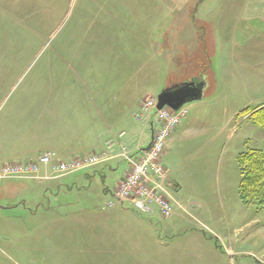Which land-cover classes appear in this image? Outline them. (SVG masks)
I'll return each mask as SVG.
<instances>
[{
	"label": "rangeland",
	"instance_id": "374dc122",
	"mask_svg": "<svg viewBox=\"0 0 264 264\" xmlns=\"http://www.w3.org/2000/svg\"><path fill=\"white\" fill-rule=\"evenodd\" d=\"M253 1L0 0V141L58 130L82 80L135 97L122 102L124 123L148 116L147 97L205 84L167 140L169 219L114 202L122 159L54 181L5 180L0 264H264V202L239 192V155L264 152L263 129L244 113L264 105V21Z\"/></svg>",
	"mask_w": 264,
	"mask_h": 264
},
{
	"label": "crops",
	"instance_id": "0c3cea01",
	"mask_svg": "<svg viewBox=\"0 0 264 264\" xmlns=\"http://www.w3.org/2000/svg\"><path fill=\"white\" fill-rule=\"evenodd\" d=\"M255 2L258 5V12L263 15L262 20L264 21V0H256ZM248 3L250 2L248 1ZM262 31L264 35V30ZM261 43H264V41H261ZM76 85H78L77 93L65 103L68 109V117L65 119V123L61 124L58 130L55 127L50 128L51 130H41L42 132L39 129L30 130L26 134V137L30 140L28 142H24L26 140L23 138L25 133L22 131L11 130L6 132L5 142L0 141L1 162L37 161L40 156L46 153L53 154L57 159L69 161L84 152L98 150L99 153L105 152L108 154L107 156H112V159L103 162L104 165L94 170H98L103 166L114 169L111 164L119 160L115 157L120 154L123 148H127L132 155H136L148 146L152 136V120L148 116H144L142 120H144L145 124L143 125L145 126L142 129L140 124V118L142 117H139V114L135 113L133 115L134 119L131 117L125 123L121 118L123 100L127 102V105H131L135 101V97L130 96L128 90H123L116 82L111 84L109 81L94 84L92 81L82 80V83ZM56 99L60 105L61 99L58 98V95ZM136 108L137 106L134 107V110ZM131 112V110L128 111V113ZM41 120L43 119H39L40 122ZM34 122H36V119H34ZM129 122L132 126L128 129L125 128L126 130H121ZM177 135V130H174L168 142L174 141ZM34 136L38 139L43 138L47 142L44 145L34 143L32 140ZM86 176L89 177L90 175L87 174ZM123 178L118 181L114 190ZM103 241L105 242L106 239H103ZM140 241H144V239ZM118 250L121 254L120 249Z\"/></svg>",
	"mask_w": 264,
	"mask_h": 264
},
{
	"label": "built area",
	"instance_id": "2783aa9c",
	"mask_svg": "<svg viewBox=\"0 0 264 264\" xmlns=\"http://www.w3.org/2000/svg\"><path fill=\"white\" fill-rule=\"evenodd\" d=\"M157 105L158 100L147 97L140 108L142 113L147 114L152 120V136L148 146L136 156L127 148H123L115 157L126 161L128 170L114 190V202L121 205L129 203L142 214L158 212L163 219H169L174 214L176 202L168 186L169 175L162 159L167 140L187 116L188 110L184 106L177 111L169 107L158 110ZM152 112H155L154 115ZM107 155L105 152H93L87 156L62 161L53 154L46 153L37 161L3 163L0 160V186L3 181L11 179L40 181L60 179L112 159V156Z\"/></svg>",
	"mask_w": 264,
	"mask_h": 264
},
{
	"label": "trees",
	"instance_id": "16d2710c",
	"mask_svg": "<svg viewBox=\"0 0 264 264\" xmlns=\"http://www.w3.org/2000/svg\"><path fill=\"white\" fill-rule=\"evenodd\" d=\"M254 125L264 131V105L245 110ZM241 174L240 197L244 203L261 200L264 202V152L251 150L238 157Z\"/></svg>",
	"mask_w": 264,
	"mask_h": 264
},
{
	"label": "water",
	"instance_id": "95a60500",
	"mask_svg": "<svg viewBox=\"0 0 264 264\" xmlns=\"http://www.w3.org/2000/svg\"><path fill=\"white\" fill-rule=\"evenodd\" d=\"M205 84L202 80H191L177 86L165 89L158 96L157 109L169 107L175 111L179 110L185 104L201 100Z\"/></svg>",
	"mask_w": 264,
	"mask_h": 264
}]
</instances>
